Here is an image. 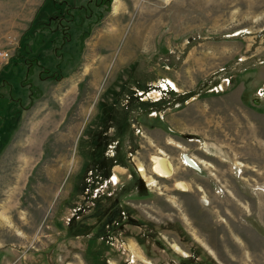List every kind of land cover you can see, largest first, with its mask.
<instances>
[{"label":"rangeland","instance_id":"374dc122","mask_svg":"<svg viewBox=\"0 0 264 264\" xmlns=\"http://www.w3.org/2000/svg\"><path fill=\"white\" fill-rule=\"evenodd\" d=\"M115 2L0 0V264H264V0Z\"/></svg>","mask_w":264,"mask_h":264},{"label":"bare ground","instance_id":"6f19581e","mask_svg":"<svg viewBox=\"0 0 264 264\" xmlns=\"http://www.w3.org/2000/svg\"><path fill=\"white\" fill-rule=\"evenodd\" d=\"M117 1L115 2V9L114 10H117ZM161 156H163L161 153H160ZM186 160V164L189 165L191 168H193L194 170H197V171H200V168L199 166L194 162L192 161L191 159L189 158H185ZM173 167L171 165V162L167 159V157L163 156V157H154L152 159V173L156 176H158L159 178H165V179H168L170 178L172 175H173ZM139 172L143 175H145V171L143 170V168H139ZM151 184L153 185V181H151ZM178 187L181 189V190H186V187L185 185L183 184H179Z\"/></svg>","mask_w":264,"mask_h":264},{"label":"trees","instance_id":"16d2710c","mask_svg":"<svg viewBox=\"0 0 264 264\" xmlns=\"http://www.w3.org/2000/svg\"><path fill=\"white\" fill-rule=\"evenodd\" d=\"M112 1L113 0H105V2H106V5H107V7H108V9H110V7H111V4H112ZM30 68V67H29ZM35 68V67H34ZM33 68V69H34ZM32 74V70H28V75H31ZM30 86V85H29ZM8 87V86H7ZM10 89H11V87H10ZM9 90V89H8ZM11 91H12V89H11ZM9 95H10V99H11V101H13V102H18V101H16L15 100V96L13 95V93H10L9 92ZM31 95L33 96V93H31ZM2 94H0V99H2Z\"/></svg>","mask_w":264,"mask_h":264},{"label":"flooded vegetation","instance_id":"af4514ba","mask_svg":"<svg viewBox=\"0 0 264 264\" xmlns=\"http://www.w3.org/2000/svg\"><path fill=\"white\" fill-rule=\"evenodd\" d=\"M189 158V157H188ZM189 159H191V158H189ZM192 161H194L193 159H192ZM152 162V161H151ZM195 162V161H194ZM186 166H188L189 168H191L189 165H187V164H185ZM198 165V164H197ZM199 166V165H198ZM193 169V168H192ZM197 171V170H196Z\"/></svg>","mask_w":264,"mask_h":264},{"label":"built area","instance_id":"2783aa9c","mask_svg":"<svg viewBox=\"0 0 264 264\" xmlns=\"http://www.w3.org/2000/svg\"><path fill=\"white\" fill-rule=\"evenodd\" d=\"M148 93V92H147ZM185 158H186V156L185 157H183V159H184V161L183 162H185L186 163V160H185Z\"/></svg>","mask_w":264,"mask_h":264}]
</instances>
